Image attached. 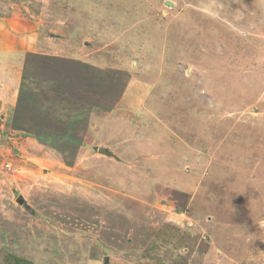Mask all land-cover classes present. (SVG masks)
I'll use <instances>...</instances> for the list:
<instances>
[{"label":"rangeland","instance_id":"1","mask_svg":"<svg viewBox=\"0 0 264 264\" xmlns=\"http://www.w3.org/2000/svg\"><path fill=\"white\" fill-rule=\"evenodd\" d=\"M2 18L0 264H264V0Z\"/></svg>","mask_w":264,"mask_h":264},{"label":"water","instance_id":"2","mask_svg":"<svg viewBox=\"0 0 264 264\" xmlns=\"http://www.w3.org/2000/svg\"><path fill=\"white\" fill-rule=\"evenodd\" d=\"M101 152H105L103 149H101ZM17 201L20 203V204H23L26 206V203L23 201L22 197L21 196H18L17 197Z\"/></svg>","mask_w":264,"mask_h":264},{"label":"crops","instance_id":"3","mask_svg":"<svg viewBox=\"0 0 264 264\" xmlns=\"http://www.w3.org/2000/svg\"><path fill=\"white\" fill-rule=\"evenodd\" d=\"M3 19H6L7 21L10 20V19H7V18H2V19H0V20H3ZM2 31H3V30L0 29V39H1L2 35H3V32H2ZM4 32H5V31H4ZM5 33H6V32H5ZM12 47H13V46H12Z\"/></svg>","mask_w":264,"mask_h":264}]
</instances>
